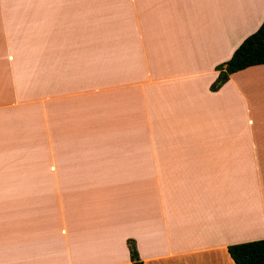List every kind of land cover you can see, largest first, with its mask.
<instances>
[{"label": "crops", "instance_id": "crops-1", "mask_svg": "<svg viewBox=\"0 0 264 264\" xmlns=\"http://www.w3.org/2000/svg\"><path fill=\"white\" fill-rule=\"evenodd\" d=\"M264 0H0V264H235L264 238V64L216 67Z\"/></svg>", "mask_w": 264, "mask_h": 264}, {"label": "trees", "instance_id": "trees-1", "mask_svg": "<svg viewBox=\"0 0 264 264\" xmlns=\"http://www.w3.org/2000/svg\"><path fill=\"white\" fill-rule=\"evenodd\" d=\"M256 64H264V20L254 33L239 44L225 63L216 67L218 74L210 88L217 90L231 73ZM227 248L235 264H264V238L231 244ZM128 249L131 264H143L134 240H128Z\"/></svg>", "mask_w": 264, "mask_h": 264}]
</instances>
